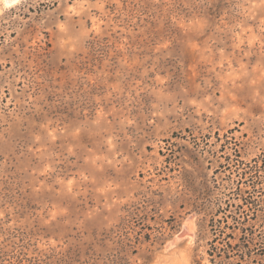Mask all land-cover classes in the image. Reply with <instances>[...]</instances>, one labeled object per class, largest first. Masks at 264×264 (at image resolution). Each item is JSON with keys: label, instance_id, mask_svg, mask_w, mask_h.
Masks as SVG:
<instances>
[{"label": "rangeland", "instance_id": "1", "mask_svg": "<svg viewBox=\"0 0 264 264\" xmlns=\"http://www.w3.org/2000/svg\"><path fill=\"white\" fill-rule=\"evenodd\" d=\"M237 205L264 213V0L0 1V264H217Z\"/></svg>", "mask_w": 264, "mask_h": 264}, {"label": "trees", "instance_id": "2", "mask_svg": "<svg viewBox=\"0 0 264 264\" xmlns=\"http://www.w3.org/2000/svg\"><path fill=\"white\" fill-rule=\"evenodd\" d=\"M244 203L250 202L245 200ZM236 208L238 216L226 215L216 222H211L210 230L213 238L206 252L211 263L240 264L256 249L258 244L262 245L261 254H264V239L258 238L255 223H251V221L264 218V213L258 214L256 210L249 215L245 214L244 210L240 211L242 210L241 205H237ZM228 219H231L230 223Z\"/></svg>", "mask_w": 264, "mask_h": 264}, {"label": "bare ground", "instance_id": "3", "mask_svg": "<svg viewBox=\"0 0 264 264\" xmlns=\"http://www.w3.org/2000/svg\"><path fill=\"white\" fill-rule=\"evenodd\" d=\"M5 6H11L12 4H14L15 2H17L18 0H0Z\"/></svg>", "mask_w": 264, "mask_h": 264}]
</instances>
